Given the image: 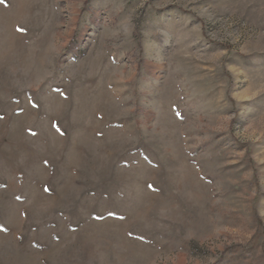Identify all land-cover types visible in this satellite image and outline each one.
Instances as JSON below:
<instances>
[{
	"label": "rangeland",
	"instance_id": "rangeland-1",
	"mask_svg": "<svg viewBox=\"0 0 264 264\" xmlns=\"http://www.w3.org/2000/svg\"><path fill=\"white\" fill-rule=\"evenodd\" d=\"M0 264H264V0H0Z\"/></svg>",
	"mask_w": 264,
	"mask_h": 264
}]
</instances>
